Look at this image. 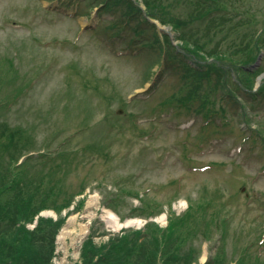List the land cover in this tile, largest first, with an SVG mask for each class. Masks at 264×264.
<instances>
[{"label": "rangeland", "instance_id": "rangeland-1", "mask_svg": "<svg viewBox=\"0 0 264 264\" xmlns=\"http://www.w3.org/2000/svg\"><path fill=\"white\" fill-rule=\"evenodd\" d=\"M252 1L221 0V6L236 4L243 14L253 7L247 26L256 34L264 0ZM131 2L147 9L144 0ZM127 5L0 0V137L18 143L14 161L23 162L26 179L42 182L43 191H61L51 197L60 214L47 208L27 228L39 217H62L52 264H77L88 237L100 245L108 234L149 222L165 229L192 208L199 229L189 240L199 253L193 264H205L222 243L229 256L245 249L248 264L264 263V96L240 93L243 112L204 80L199 95L208 101L182 103L192 78L182 79L185 66L174 60L184 42L171 24L180 20L188 45L202 56L237 55L248 47V30L235 31L234 24L217 33L225 18L200 15L194 1L149 0L148 10L170 25L139 22ZM259 56L251 66L263 68L256 87L264 79V50ZM13 130L21 145L11 139ZM7 157L1 153L0 161ZM103 209L140 222L114 228ZM198 215L206 220L198 223Z\"/></svg>", "mask_w": 264, "mask_h": 264}, {"label": "trees", "instance_id": "trees-1", "mask_svg": "<svg viewBox=\"0 0 264 264\" xmlns=\"http://www.w3.org/2000/svg\"><path fill=\"white\" fill-rule=\"evenodd\" d=\"M179 1L184 3L185 0ZM189 1H194L192 8L200 11V15L215 11L218 12V16L225 18L220 26L223 28L217 32L219 34L229 32V30L233 31L234 24H236L235 31L246 28L248 30V33L245 34L247 40L243 42H247L248 47L244 46L241 52H237L238 54L233 56L220 55L219 53L202 56L198 52V48L196 51V48L188 45L181 29L180 20L172 22L171 26L180 32L179 39L184 42L180 48L182 50L174 56V60L185 66L186 71L182 79L192 78V82L189 83L192 90L190 91L188 88L187 95L179 100L185 104L196 98L203 102L208 101L199 95L200 81L205 80L207 85L214 83L213 87L221 95L232 97L235 102L240 104V108L244 112L245 106L240 103L238 98L241 97L240 93L264 96L263 78L260 80L259 86L256 87V79L260 76L263 68L255 70L251 67L264 50V23L262 29L254 34V31L247 26L252 23L249 17L255 18L254 12H257L253 7H248V9L254 12L249 11L250 13L243 14L236 12L238 9L236 4H231L228 7L221 6V0ZM119 2L128 4L129 12L132 11V14L129 15H136L139 22L144 23L146 18H151L164 25H170L168 20L156 14L152 8L151 11L148 10L149 0H144L147 4L145 12L131 0H118ZM253 2L254 0L252 6ZM151 28H154L153 24H151ZM162 39L163 44L170 43L167 36H163ZM240 42L242 41L234 43L240 47L242 46ZM156 44L159 47L158 36H156ZM165 57H168V52ZM247 118L250 119L249 113ZM11 134V139L14 136L21 145V138L16 130H13ZM17 149L18 143L13 147L10 141L5 142L4 137H0V154H8L6 159L0 161V264H52L55 239L64 219L61 217L54 221L51 218L39 217L33 229L27 228V225L33 223L35 217L47 208L52 207L60 214L62 207L57 208L58 206H55L57 202L51 203V197H59L61 191H43L42 188L45 187L42 182L26 179L21 172L23 162L17 164V161H14ZM12 161L15 164L9 166V162ZM189 209L192 211V208ZM191 211L181 217L171 218L165 229L149 222L143 229H124L119 233L108 234V239L100 245L95 244L92 237H88L82 244L80 262L77 264H193L197 262L199 253L189 245V240L195 236L198 237L199 229L196 227V220H193L192 217L196 216V212L193 210L190 213ZM151 213L153 215L154 211ZM132 215H134V210L130 217ZM197 218L198 223L206 220L204 215H198ZM206 225L209 226V222ZM203 235L209 239L208 230H205ZM224 247V243H222L217 246L213 254L212 252L208 254L206 264H248L247 260H251V257H248L249 250L244 249L240 254L229 256ZM252 264L264 263L260 258H256Z\"/></svg>", "mask_w": 264, "mask_h": 264}, {"label": "bare ground", "instance_id": "bare-ground-1", "mask_svg": "<svg viewBox=\"0 0 264 264\" xmlns=\"http://www.w3.org/2000/svg\"><path fill=\"white\" fill-rule=\"evenodd\" d=\"M95 205L97 206V204H95ZM103 218L107 224H109L110 226H112L114 228H121V227H125L126 225L132 226L136 222H140V220H138V219H131V220H128L126 222H122L119 220V217L117 215H115L112 211L106 210V209H103ZM72 220L73 219L71 218L67 221V225L65 227V230H66V228H68L69 226H71L73 224ZM86 230H87V228H85V227L81 228V231H82L81 235L86 234ZM61 235H65V232H63ZM60 237L61 236H59V238Z\"/></svg>", "mask_w": 264, "mask_h": 264}]
</instances>
